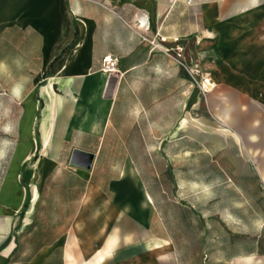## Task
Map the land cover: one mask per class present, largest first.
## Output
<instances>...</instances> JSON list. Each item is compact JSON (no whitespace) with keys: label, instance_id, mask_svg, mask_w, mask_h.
I'll use <instances>...</instances> for the list:
<instances>
[{"label":"crops","instance_id":"0c3cea01","mask_svg":"<svg viewBox=\"0 0 264 264\" xmlns=\"http://www.w3.org/2000/svg\"><path fill=\"white\" fill-rule=\"evenodd\" d=\"M0 45L25 71L9 76L25 84L0 264H161L176 243L161 215L153 226L136 160L167 157L152 144L199 141L201 93L222 125L264 142V0H0ZM75 148L94 154L90 169L71 165Z\"/></svg>","mask_w":264,"mask_h":264},{"label":"rangeland","instance_id":"374dc122","mask_svg":"<svg viewBox=\"0 0 264 264\" xmlns=\"http://www.w3.org/2000/svg\"><path fill=\"white\" fill-rule=\"evenodd\" d=\"M15 49L0 45V62L7 67L0 75V104L11 109L7 117L0 116V188L15 148L20 108L9 101L11 87L19 79L9 76L25 73L17 62H5L20 60ZM200 99L194 112L199 141L152 144L153 150H165L167 157L136 160L155 196L153 219L162 216L161 226L176 243L174 251L159 256L160 262L264 264V174L257 169L258 163L264 165V142L258 141L256 128L222 125L209 110L206 96L201 93ZM261 123L258 126L264 130ZM135 145L137 152L143 150L142 143ZM10 199L9 186L4 187L0 200ZM153 226L157 232L163 228L158 221Z\"/></svg>","mask_w":264,"mask_h":264},{"label":"clouds","instance_id":"9594fccd","mask_svg":"<svg viewBox=\"0 0 264 264\" xmlns=\"http://www.w3.org/2000/svg\"><path fill=\"white\" fill-rule=\"evenodd\" d=\"M6 72H7L6 65L3 62H0V75L5 74ZM24 84L25 82L23 80H19L13 83L9 97L10 102H16L22 99ZM10 111H11L10 107H6L3 104H0V116L7 117Z\"/></svg>","mask_w":264,"mask_h":264},{"label":"water","instance_id":"95a60500","mask_svg":"<svg viewBox=\"0 0 264 264\" xmlns=\"http://www.w3.org/2000/svg\"><path fill=\"white\" fill-rule=\"evenodd\" d=\"M94 154L81 149L75 148L73 150L70 163L71 165L90 169L93 165Z\"/></svg>","mask_w":264,"mask_h":264},{"label":"built area","instance_id":"2783aa9c","mask_svg":"<svg viewBox=\"0 0 264 264\" xmlns=\"http://www.w3.org/2000/svg\"><path fill=\"white\" fill-rule=\"evenodd\" d=\"M190 2V0H189ZM144 39L151 43L153 47H158V44L156 43V40L154 38H149L147 36H144ZM166 52H169V50H166ZM117 65H118V58L113 56H106L102 60V68L104 71L108 73H114L117 71Z\"/></svg>","mask_w":264,"mask_h":264},{"label":"bare ground","instance_id":"6f19581e","mask_svg":"<svg viewBox=\"0 0 264 264\" xmlns=\"http://www.w3.org/2000/svg\"><path fill=\"white\" fill-rule=\"evenodd\" d=\"M251 9V8H250ZM63 19V18H62ZM62 19H61V21H62ZM63 23V22H62ZM177 40V39H176ZM169 41H171V40H169ZM203 84V83H202ZM205 85H206V87H210L211 85H210V80H206V83H205ZM210 91V90H209ZM30 102V101H29ZM20 138V137H19ZM15 164V163H14ZM14 167V166H13ZM13 169V168H12ZM119 190H120V188H119ZM119 193H120V191H119ZM136 194H139V193H137L136 191L133 193V195H135L136 196ZM122 195H120V197H121ZM132 196V195H131ZM135 196L132 198L131 197V199H130V202L132 203V204H134V202H136L135 200H134V198H135ZM140 198V197H139ZM138 199V196H137V198H136V200ZM89 202V201H88ZM86 205H87V203H86ZM137 220V219H136ZM139 221V220H138ZM140 222V221H139Z\"/></svg>","mask_w":264,"mask_h":264}]
</instances>
